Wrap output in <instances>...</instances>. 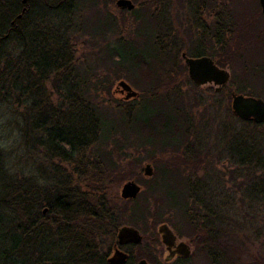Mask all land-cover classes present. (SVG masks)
<instances>
[{"label": "trees", "instance_id": "16d2710c", "mask_svg": "<svg viewBox=\"0 0 264 264\" xmlns=\"http://www.w3.org/2000/svg\"><path fill=\"white\" fill-rule=\"evenodd\" d=\"M71 2L50 0L40 4L35 0H0V106L23 111L25 137L37 140L33 144L37 143L43 152L47 150L50 169L47 179L36 174L18 177L22 175L12 172L6 152L0 146V264H108L124 222L132 221L143 230L141 226L150 217L147 204L121 200L108 193L110 185L120 184L132 176L123 173L122 162L114 159L121 151L122 130L130 129L140 136L141 142L159 143L166 148L173 146L170 153L180 152L186 161L189 147L195 143L191 138L199 127L193 123L191 113H196V109L212 113L219 110L216 95L206 101H184L185 95L174 87L182 70L178 67L176 45L173 41L165 44L162 36L149 38L153 43L151 52L121 42L114 55L110 53L107 58H118L121 70L144 78L150 89L143 103L160 97L164 108L140 117L139 110L132 112V103L137 101H119L102 95L106 85L90 75L88 69L80 74L74 67L77 52L73 36L86 24L81 21L87 16H81L80 7ZM234 23L232 20L228 28L229 40L236 35ZM242 29L247 37L236 50L226 45L229 40L223 36L222 29L215 31L216 43L225 45L216 56L223 60V67L233 69L238 93L246 88L239 84L243 78L251 77L264 84V40L258 31L251 33L247 27ZM237 60L241 61V67ZM149 64L160 67L150 68ZM183 69L186 73L185 65ZM157 77L167 81L161 94L156 93L158 87L153 89L160 85ZM52 83L59 85L60 92H67L63 94L64 104L59 107L54 106L47 89ZM110 90L107 95L111 94ZM228 113L233 116L230 108ZM242 122L258 133L254 139L249 137V144L241 149L240 173L246 171L248 195L264 201V124ZM36 130L43 137L36 139ZM182 147L186 150L184 154H181ZM183 161L171 165V172L164 169L157 186L167 193V209L180 211L183 221L193 228L197 217L207 222L217 214L205 206L199 214L196 212V202L203 201L197 195L193 179L200 168L199 162ZM148 189L153 192L155 188ZM127 205L133 206L132 214L128 213ZM137 247L143 245L133 248ZM130 254L132 261L133 250Z\"/></svg>", "mask_w": 264, "mask_h": 264}, {"label": "rangeland", "instance_id": "374dc122", "mask_svg": "<svg viewBox=\"0 0 264 264\" xmlns=\"http://www.w3.org/2000/svg\"><path fill=\"white\" fill-rule=\"evenodd\" d=\"M116 1L73 0L71 2L76 7H80V12L83 14L81 16H84V14L87 16V18L84 16L81 21L86 24L81 25L82 28L80 27L81 29H78L74 33V39L72 38L75 46L74 50L77 52V61L74 63V67L80 74L88 69L90 75L95 78L97 77L96 79L101 81L104 86L106 85V89L102 95L107 98L113 97L112 99L114 100L123 101L116 93V89L118 82L121 81L119 80L120 78L126 81L135 92L141 95V98L136 100L137 102L135 101L136 103H132V112L134 113V110L137 109L139 110L140 117H144L148 112L153 114L156 109L164 108V102L159 99L153 102L148 100V102L143 103L144 95L150 89L149 85L144 83L146 82L144 78L138 77L135 73L124 69L121 70L117 65L118 58L113 56L114 58L110 60L107 56L110 53L114 55V50L121 42L131 44L137 50L141 51L145 49V51L151 52L150 47L153 43L149 38H160L164 30V24L159 15L160 7L157 0H131L137 6V11L130 13L121 11L116 6ZM226 1L234 6V11L231 14H233L232 16H236L233 18L236 35L233 37L234 39L231 37L229 40L228 38L229 42L226 45H231L234 50L237 47L240 49L244 44V37H247L244 29H242L245 27L251 33L258 31L257 33L260 34L261 39L264 40L262 32L263 23L260 20L253 19L250 22L239 16L243 11L242 4L250 2L254 5V0ZM189 2L190 0H176V6L172 7L171 16L169 17L170 21L166 23L169 29L168 33L174 36H168L166 39L163 38L165 43L172 41L175 43L176 52L180 58V66L185 65L181 57L182 53H200L198 49H193L195 38L193 31L196 26L190 19L191 8ZM179 4L184 8H180ZM172 38L174 39L172 40ZM224 49L225 45L222 46L220 43L217 45L216 43L215 51L211 50L209 55L211 53L214 55L221 54ZM125 50L127 52L130 49L126 48ZM202 50L206 51V49ZM262 51L264 53V47ZM17 54L18 50H16ZM214 59L219 61L218 58ZM236 63L241 67L242 63L240 60H237ZM153 66L160 67L157 64L149 67L152 68ZM224 68L231 74V79L226 88L228 93L230 95L233 92L239 94L240 92L238 93L237 91L238 83H235L233 80V69L231 66ZM189 80L188 74L183 73L182 76L180 74L177 82L175 81L176 85L174 87L176 90L180 89L182 94L185 95L184 101L190 102L192 99L193 102V86H191ZM157 81H159L160 85H155L153 89L158 87L156 93L161 94L163 93L162 87L167 81L165 79L161 80V77H157ZM239 84L246 87L242 90L244 92L240 94L249 96L251 93H254L255 96L257 95L264 99V84L260 81L255 82L250 77L247 80L246 78L241 79ZM57 86L59 85L55 83H52V85L48 84L47 89L51 94L52 103L54 106L59 107L61 104H64L66 97L63 94H67V92L65 90L60 92ZM215 88L216 86L206 85L201 90L206 96H217ZM108 90L111 91V94L107 95ZM225 93L223 96L215 98L217 107L219 106L217 113L216 111L212 113L203 110H200V112L197 109L196 113H191L193 123L199 127L197 126L198 129L195 130L194 138H191V140L195 139V143L190 145L191 147H189L187 152L188 159L187 157L186 159L188 161H183L180 152L170 153L174 150L173 146L166 148L159 143L150 144L141 142L140 136L135 135L130 129L122 130L123 137L119 138L121 151L118 155H115L114 159L116 161H114L117 162V159H119L118 162H122L123 168H125L122 172L125 174L130 173L132 176L120 184L110 185L108 193L110 195H117L119 199L124 200L121 197L123 186L131 181L136 182L141 186L142 192L135 200L141 201V204H147L146 211L150 212L148 223L142 226L139 224L143 230L134 226L135 223L129 220L124 222L125 225L122 226L133 227L139 230L144 238L143 247H132L133 259L129 264H139L141 260H146L148 264H208V260H204V258L197 260L194 254L193 257L185 262H166L167 248L162 242L159 232V228L163 224H166L173 230L178 238V242L191 243L194 227L191 228L183 221L182 213H179L180 211L167 209L166 206L168 204H165L168 202L166 200L167 193L164 188L162 189V187H158L157 185L161 183L160 176L164 169L169 170L173 168L171 165L177 162H196V159L199 160L200 168L197 174L193 176V179L197 188L200 189V195H198V191L197 195L203 197V201H200L203 205L201 203L200 205L205 206L206 209L211 208L217 214L216 224L222 225L228 223L235 231L236 239H243L246 245L247 260L249 259L248 253H252V256L257 255V258L262 256V262L264 263V201H258L251 195H248L245 183L247 182L246 171L242 174L240 173L241 149L247 142L249 144V137L254 139V135L258 133V130L256 131L253 127L247 126V124L237 118L230 116L228 108L231 109L232 101H229V97ZM152 103L154 104L151 105ZM25 133L26 126L23 119V111L21 109L0 106V146L6 152L5 156L7 162L11 165L12 172L22 175L18 177L24 176L27 178L32 174H36L40 178L47 179L50 174L47 163L49 161H47L48 159L45 155L47 150L44 149L45 151L43 152L36 145L37 143L33 144L37 140H28L25 137ZM40 137H43L42 133L36 130L35 138L39 139ZM186 145L188 144L186 143L183 146ZM108 148L111 149L110 146ZM180 150L181 154L186 152L183 147ZM194 150L195 153L193 154ZM198 155L199 157H197ZM89 156L91 157L92 155L89 154ZM129 162L134 163V165ZM147 164H150L153 168L152 177L145 175L144 169ZM30 167H34L36 170ZM148 187L155 189L153 192H150ZM208 192L213 195L210 196L212 200L209 207H207L209 198L206 194ZM125 207H129V205ZM132 210L133 206L130 205L128 213L132 214ZM210 221H213L212 218ZM181 222H184V224ZM242 226L245 228L244 234L240 231ZM219 227L222 228V226ZM105 247L106 252H108V243ZM191 250L193 251V248Z\"/></svg>", "mask_w": 264, "mask_h": 264}, {"label": "flooded vegetation", "instance_id": "af4514ba", "mask_svg": "<svg viewBox=\"0 0 264 264\" xmlns=\"http://www.w3.org/2000/svg\"><path fill=\"white\" fill-rule=\"evenodd\" d=\"M44 1H50V0H35L36 3L43 4ZM115 1V0H113ZM118 1H116V6L121 10V11H127L130 13H133L137 11V6L131 1L135 8L133 10H128V9H123L119 7ZM158 6L160 7V19L162 23L164 24V30L162 33V37L166 39L168 36H171L168 33V28L166 23L170 21L169 17L171 16V11L172 7L176 6V0H157ZM180 8H184L179 4ZM189 6L191 8V14H190V19L192 22L195 24V30L193 31L194 33V45L193 49H198L200 53L198 54H193L191 57L187 55V53H182L181 57L183 58V55L185 54L188 58L192 59H201V58H210L214 61L215 65L220 69V70H226L219 57L216 55L210 54L211 50L214 52L215 51V46H216V29H222V33L224 37L228 38V28L231 23V21H234V17L231 14L234 11V6L232 4H229L228 1L223 0V1H215V0H190ZM242 13L239 15L241 18H243L246 21H252L254 20H260L263 23V29L262 32L264 34V0H254V5L251 4L250 2H245L242 4ZM182 17V16H181ZM217 22H221L222 25L218 26ZM172 37V36H171ZM223 37V38H224ZM162 38V39H163ZM165 43V42H164ZM166 44V43H165ZM218 45V44H217ZM202 49H206L202 50ZM204 51V52H203ZM214 58H218L219 61L215 60ZM185 62V60H184ZM151 66V64L147 65ZM183 66H180L178 64V67L181 68V76L184 73ZM185 66L187 68V72L185 74H188L190 81L192 82L193 89V99H198L199 101H206L209 100V97L211 95H204L202 92V88L206 85H213L216 86L215 91L218 96H223L224 93L227 94L229 97L230 94L227 91V86L229 82L226 84H220V79L217 77L215 74H208L206 72V69L200 68L197 69L195 77L196 81H192L189 75V69L187 64L185 63ZM154 67V66H153ZM169 67V66H168ZM169 70V69H167ZM227 71V70H226ZM230 73V72H229ZM179 74V75H180ZM172 75H176L173 73ZM179 75H177V80ZM230 79H231V74H230ZM230 81V80H229ZM121 82H125L128 84L126 81H119L116 89V93L122 98L123 101L125 102H132L139 100L141 98V95L138 94L136 98H132L128 101L125 100V97L127 93H122V88L119 87V84ZM177 82V81H176ZM129 85V84H128ZM130 86V85H129ZM132 88V86H130ZM234 94L237 93H232L231 95L233 96ZM250 97H254L257 99H262L263 98L257 97V96H252L249 95ZM157 99H162L160 97H156ZM232 111V107H231ZM233 114V111H232ZM234 116V114H233ZM235 117V116H234ZM237 118V117H235ZM238 119V118H237ZM239 120V119H238ZM241 121V120H240ZM262 125V124H258ZM196 162H199L198 159L195 160ZM200 192V189H198V193ZM208 195V207L210 205V196H213L211 193H206ZM200 195V193L198 194ZM201 202L197 201L195 205V210L196 212L204 210V206L200 205ZM202 204V203H201ZM203 205V204H202ZM211 206V205H210ZM210 209V210H209ZM206 209L208 211H212L211 208ZM213 212V211H212ZM213 221H203L202 218L197 217L196 222L194 224V233L192 237L191 243H185L183 241L178 242V238L176 237V240L174 241V244L170 247L166 246L167 248V253L165 256L166 262H168V258L172 256V259L168 263H177V262H185L188 261L191 257H193V254L199 259L208 260V264H264L262 262V256L257 258V255L252 256V253H248V260L246 259V245L243 239L239 238L240 240L236 239V234H234V230L231 228L230 225L227 224H216L215 220L216 218L212 219ZM166 225V224H163ZM219 226H222L220 228ZM170 228V227H169ZM171 229V228H170ZM172 230V229H171ZM173 231V230H172ZM240 231L245 232V228L242 226ZM174 233V232H173ZM141 234V233H140ZM161 239L162 235L160 234ZM239 236V235H238ZM143 237V236H142ZM244 237V235H243ZM144 241V238H143ZM163 242V239H162ZM185 243L188 245V249L190 252V255L188 257H184L182 255V252L184 249L181 247V244ZM142 245V244H141ZM141 245H136L134 243H128V244H123L120 245L118 243V235H117V244L114 245L112 249V253L110 254L108 260L113 256L115 251L118 249L120 251L125 252L129 258L127 264L130 263L131 261V254L130 251L133 250L132 247L135 246H141ZM193 248V251L191 250ZM109 264V263H108Z\"/></svg>", "mask_w": 264, "mask_h": 264}, {"label": "water", "instance_id": "95a60500", "mask_svg": "<svg viewBox=\"0 0 264 264\" xmlns=\"http://www.w3.org/2000/svg\"><path fill=\"white\" fill-rule=\"evenodd\" d=\"M119 7L123 9L133 10L134 4L129 0H119ZM21 17V16H20ZM185 63L189 69V75L192 81H196V71L202 66L206 69L208 74H215L221 80L220 84H226L230 80V73L226 70H220L210 58L192 59L188 58L185 54L183 55ZM119 87L122 88V93H127L125 100L128 101L132 98H136L138 93L135 92L128 84L121 82ZM232 111L235 117L244 122H253L255 124H264V101L250 96L242 94H234L232 97ZM147 177L153 176V168L150 164H147L144 169ZM142 188L136 182L126 183L121 192V197L124 200H135L140 193ZM159 232L162 235L163 243L170 247L174 244L176 237L173 231L168 225H162L159 228ZM118 243L120 245L134 243L136 245L143 244V237L139 230L133 227H122L118 232ZM184 249L182 255L188 257L190 255L188 245L185 243L181 244ZM129 256L120 250H116L113 256L108 260L109 264H127ZM172 259V256L168 258V262ZM139 264H148L146 260H141Z\"/></svg>", "mask_w": 264, "mask_h": 264}]
</instances>
